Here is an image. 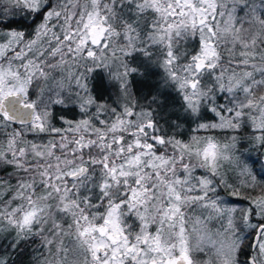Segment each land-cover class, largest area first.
<instances>
[{
  "label": "snow or ice",
  "instance_id": "obj_1",
  "mask_svg": "<svg viewBox=\"0 0 264 264\" xmlns=\"http://www.w3.org/2000/svg\"><path fill=\"white\" fill-rule=\"evenodd\" d=\"M257 165L264 0H0V264H264Z\"/></svg>",
  "mask_w": 264,
  "mask_h": 264
},
{
  "label": "trees",
  "instance_id": "obj_2",
  "mask_svg": "<svg viewBox=\"0 0 264 264\" xmlns=\"http://www.w3.org/2000/svg\"><path fill=\"white\" fill-rule=\"evenodd\" d=\"M17 20L20 19V17H16ZM26 24H30L31 20L25 21ZM140 59H144L141 57ZM102 88H100V93H95L98 97H101L105 100H108L111 102L113 99H115V90L108 84L107 79L102 81ZM136 85H133L134 92L136 91ZM175 96V93L172 94ZM253 158L255 159V153H252ZM258 169L261 171H264V166L257 165ZM10 240V237L8 238H0V252H10L11 250L7 248L8 242ZM11 264H32V247L30 246H24V248L21 249L20 252L13 253L12 254V260Z\"/></svg>",
  "mask_w": 264,
  "mask_h": 264
},
{
  "label": "rangeland",
  "instance_id": "obj_3",
  "mask_svg": "<svg viewBox=\"0 0 264 264\" xmlns=\"http://www.w3.org/2000/svg\"><path fill=\"white\" fill-rule=\"evenodd\" d=\"M106 80V76H104L103 73H101L100 75H94L93 78V89H94V93H100L101 90L100 88H102L103 84L102 81Z\"/></svg>",
  "mask_w": 264,
  "mask_h": 264
}]
</instances>
